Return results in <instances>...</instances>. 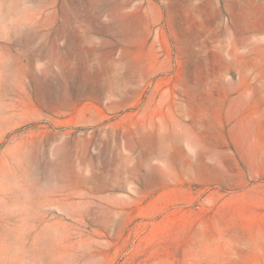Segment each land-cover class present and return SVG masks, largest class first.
Returning <instances> with one entry per match:
<instances>
[{"label": "rangeland", "instance_id": "1", "mask_svg": "<svg viewBox=\"0 0 264 264\" xmlns=\"http://www.w3.org/2000/svg\"><path fill=\"white\" fill-rule=\"evenodd\" d=\"M0 264H264V0H0Z\"/></svg>", "mask_w": 264, "mask_h": 264}]
</instances>
